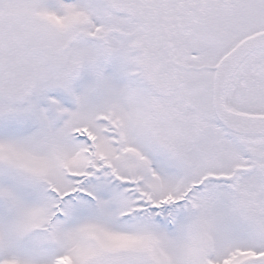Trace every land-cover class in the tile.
I'll return each instance as SVG.
<instances>
[{
  "label": "snow or ice",
  "instance_id": "1",
  "mask_svg": "<svg viewBox=\"0 0 264 264\" xmlns=\"http://www.w3.org/2000/svg\"><path fill=\"white\" fill-rule=\"evenodd\" d=\"M0 264H264V0H0Z\"/></svg>",
  "mask_w": 264,
  "mask_h": 264
}]
</instances>
